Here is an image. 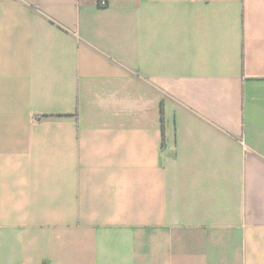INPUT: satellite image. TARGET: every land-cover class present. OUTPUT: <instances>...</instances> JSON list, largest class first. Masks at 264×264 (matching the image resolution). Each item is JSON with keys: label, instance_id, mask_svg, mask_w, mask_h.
<instances>
[{"label": "crops", "instance_id": "crops-1", "mask_svg": "<svg viewBox=\"0 0 264 264\" xmlns=\"http://www.w3.org/2000/svg\"><path fill=\"white\" fill-rule=\"evenodd\" d=\"M0 264H264V0H0Z\"/></svg>", "mask_w": 264, "mask_h": 264}]
</instances>
